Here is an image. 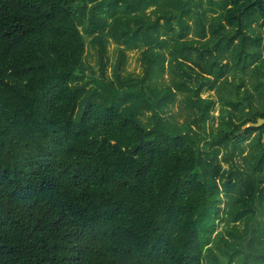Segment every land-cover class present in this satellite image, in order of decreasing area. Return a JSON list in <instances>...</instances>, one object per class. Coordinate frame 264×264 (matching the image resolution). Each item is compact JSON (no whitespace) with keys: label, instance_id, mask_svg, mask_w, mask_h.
<instances>
[{"label":"trees","instance_id":"obj_1","mask_svg":"<svg viewBox=\"0 0 264 264\" xmlns=\"http://www.w3.org/2000/svg\"><path fill=\"white\" fill-rule=\"evenodd\" d=\"M245 1L0 0V264H264Z\"/></svg>","mask_w":264,"mask_h":264},{"label":"rangeland","instance_id":"obj_2","mask_svg":"<svg viewBox=\"0 0 264 264\" xmlns=\"http://www.w3.org/2000/svg\"><path fill=\"white\" fill-rule=\"evenodd\" d=\"M199 1L200 0H197V2H199ZM155 7L156 6L151 7L149 9L148 13H151L155 9ZM105 10L108 12L113 11V6L106 5ZM109 21H111V18H109ZM129 30H131V29H129ZM135 30H138V29H132V31H135ZM129 33H130L131 37H133L135 34L134 32H129ZM86 41H87V47H88V55H87V62H86L87 67L89 66L91 69H93V71L97 75H100V69H99V63H98V60H99L98 54H97V51L94 48V46L91 44V37L86 35ZM130 41H131V38H130ZM108 49H109L108 59H109L111 65H109L107 76H108V79L111 81V80H113L111 69H112L113 64L116 62V60L119 57V51H118L119 47L116 45L114 40H111L108 44ZM128 55H129V61L127 64V72H126V75H124V76H126V77L143 76L145 73L144 72L145 64L142 60V53L135 50V51L128 52ZM88 71H89V69H88ZM88 73H91V72H88ZM168 78H169L168 74L166 73L164 76V83L168 82ZM223 94H225V91H223ZM209 95H211L214 100H217V98H218V95L215 91H208V92H204L202 94V96L204 98L209 96ZM219 108H220V104L218 103L217 109L215 110L216 116L219 115V112H218ZM173 113L175 114L177 119H179L180 122L184 121L186 111L184 109L183 97L181 95L178 96V101H177L176 105L173 107ZM262 211L264 212V210H262ZM222 227H223V223H221V222L218 223V230H221ZM216 252L218 254L219 259L221 261L222 260L225 261L223 255L220 252H218L217 250H216ZM206 264H210V261L207 260Z\"/></svg>","mask_w":264,"mask_h":264},{"label":"flooded vegetation","instance_id":"obj_3","mask_svg":"<svg viewBox=\"0 0 264 264\" xmlns=\"http://www.w3.org/2000/svg\"><path fill=\"white\" fill-rule=\"evenodd\" d=\"M244 3V10L246 11L243 22L245 25L244 32L246 36L256 35L261 44V57L250 66V69L259 65L262 72L261 75H259L260 81L264 82V0H256L255 2L253 0H247ZM254 4L257 5L256 10L251 8ZM251 82L252 79L249 74H247L245 76V88H251Z\"/></svg>","mask_w":264,"mask_h":264},{"label":"water","instance_id":"obj_4","mask_svg":"<svg viewBox=\"0 0 264 264\" xmlns=\"http://www.w3.org/2000/svg\"><path fill=\"white\" fill-rule=\"evenodd\" d=\"M254 2L256 0H253ZM264 126V118H260L257 123H249L246 128H262Z\"/></svg>","mask_w":264,"mask_h":264}]
</instances>
